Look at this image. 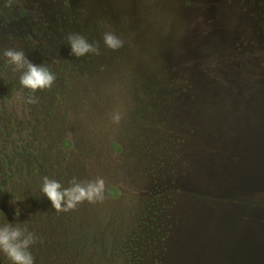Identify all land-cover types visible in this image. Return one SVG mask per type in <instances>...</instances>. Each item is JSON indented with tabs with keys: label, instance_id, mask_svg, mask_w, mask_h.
<instances>
[{
	"label": "rangeland",
	"instance_id": "1",
	"mask_svg": "<svg viewBox=\"0 0 264 264\" xmlns=\"http://www.w3.org/2000/svg\"><path fill=\"white\" fill-rule=\"evenodd\" d=\"M71 33L101 54L72 55ZM6 49L55 74L38 103ZM45 176L103 178L106 198L57 213ZM0 186V226L39 237L35 264H264L247 256L264 242V0H0Z\"/></svg>",
	"mask_w": 264,
	"mask_h": 264
},
{
	"label": "clouds",
	"instance_id": "2",
	"mask_svg": "<svg viewBox=\"0 0 264 264\" xmlns=\"http://www.w3.org/2000/svg\"><path fill=\"white\" fill-rule=\"evenodd\" d=\"M71 54L83 57L88 54L100 55L98 42L90 43L84 36L71 33L67 36ZM106 48L118 51L124 46V41L113 32L103 34ZM7 63L13 71L19 72V83L22 88L29 90V95L24 99L26 104H36L39 98L34 94L40 90H50L55 84L56 76L43 65H35L26 57V53L17 49H6L3 52ZM115 123H119L121 116H113ZM42 193L50 200L55 212L67 213L75 210L79 205L103 203L106 198V181L103 178L95 180H79L73 177L69 186L64 187L59 181L43 177ZM39 237L19 223L6 222L0 226V253L5 255L10 264H35L31 248L37 243Z\"/></svg>",
	"mask_w": 264,
	"mask_h": 264
},
{
	"label": "crops",
	"instance_id": "3",
	"mask_svg": "<svg viewBox=\"0 0 264 264\" xmlns=\"http://www.w3.org/2000/svg\"><path fill=\"white\" fill-rule=\"evenodd\" d=\"M257 229H258V225H257ZM258 246H257V245ZM264 242H263V240H257V239H255V242H254V247H253V252L252 253H249V254H247V256H249L250 257V259H254V260H260V258H262V256L260 255V253H262V251L264 252ZM256 252H258V256L257 257H255V253ZM251 254H252V256H251ZM254 257V258H253ZM264 263V262H263Z\"/></svg>",
	"mask_w": 264,
	"mask_h": 264
},
{
	"label": "trees",
	"instance_id": "4",
	"mask_svg": "<svg viewBox=\"0 0 264 264\" xmlns=\"http://www.w3.org/2000/svg\"><path fill=\"white\" fill-rule=\"evenodd\" d=\"M4 190H5V187H1V186H0V194H1V193H4V194H5ZM13 195H14V194H13ZM14 211H15L14 209H10V210L8 209L7 213L9 212L8 214H11V213H14ZM7 213H6V214H7ZM6 217H7V215L5 216V218H6Z\"/></svg>",
	"mask_w": 264,
	"mask_h": 264
}]
</instances>
